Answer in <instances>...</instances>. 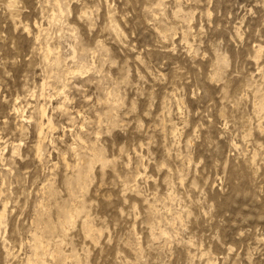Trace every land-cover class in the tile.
I'll return each mask as SVG.
<instances>
[{"label":"rangeland","instance_id":"obj_1","mask_svg":"<svg viewBox=\"0 0 264 264\" xmlns=\"http://www.w3.org/2000/svg\"><path fill=\"white\" fill-rule=\"evenodd\" d=\"M3 207L0 264H264V0H0Z\"/></svg>","mask_w":264,"mask_h":264},{"label":"bare ground","instance_id":"obj_2","mask_svg":"<svg viewBox=\"0 0 264 264\" xmlns=\"http://www.w3.org/2000/svg\"><path fill=\"white\" fill-rule=\"evenodd\" d=\"M258 52H260V47H258L257 48V53ZM45 54H48V53H45ZM262 98V97H261ZM39 118L41 119L42 117H44V111H43V109H41V110H39ZM23 119V118H22ZM25 120V119H24ZM39 122H40V120H39ZM39 122H37V123H39ZM43 122V121H42ZM46 127L49 129V128H51L52 127V124H51V122H50V120L48 119L47 120V123H46ZM37 128H38V136H37V138H38V140H39V142H40V140H41V138H42V134H43V128H42V124H40V125H38L37 126ZM39 149V148H38ZM74 150V149H73ZM37 152H38V150H37ZM95 157V156H94ZM97 159V158H96ZM98 160H100L99 158H98ZM101 161V160H100ZM87 168V167H86ZM9 170V169H8ZM81 172H83L82 170H81ZM81 174V173H80ZM83 175V174H82ZM81 175V176H82ZM84 178V177H83ZM3 211H4V207H3V209H2V211H0V221H1V218H2V216H3ZM69 218H72V217H69ZM69 220V219H68ZM86 223H88V222H86ZM85 225H87V224H85ZM86 227V226H85ZM87 231V230H86ZM93 231V230H92ZM89 233H90V230H89ZM88 234V233H87ZM91 235V234H90ZM89 238V237H88ZM43 242V241H42ZM45 244V243H44ZM56 247V246H55ZM35 249H36V251L37 252H42V253H44V247H43V245L40 243V242H38L37 243V241H36V245H35ZM37 254V253H36ZM38 255V254H37ZM60 255H61V253H60ZM36 256V255H35ZM36 258V257H35ZM55 263L56 264H58V263H60V262H62L63 261V257L62 256H57L56 255V257H55ZM37 261V263H39V264H45V260H43V258L42 259H39L38 258V260H36ZM58 262V263H57Z\"/></svg>","mask_w":264,"mask_h":264}]
</instances>
